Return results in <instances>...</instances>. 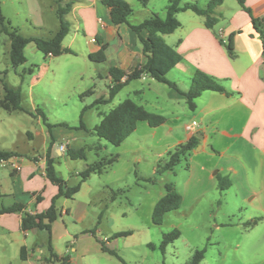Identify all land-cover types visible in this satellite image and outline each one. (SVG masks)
Instances as JSON below:
<instances>
[{"label": "crops", "instance_id": "obj_1", "mask_svg": "<svg viewBox=\"0 0 264 264\" xmlns=\"http://www.w3.org/2000/svg\"><path fill=\"white\" fill-rule=\"evenodd\" d=\"M64 1H73V5L66 16L67 21L70 18V22L68 21L70 23L69 34L72 35L68 37V34L64 38L63 47L72 50L74 52L72 56H76L74 47L80 44L78 36L82 34L86 40L89 39L83 53L90 60V55H95L102 45H106V60L103 63L108 66V69L104 76L99 75L98 79L107 81V95L101 96L107 98L108 87L112 83L108 74L110 68H117L129 73L146 63V57L142 53L137 35L127 26L113 25L110 20V10L101 3V0ZM123 1L132 9L131 17L136 16L130 20L133 24L142 22L152 14L164 13L166 15L169 2V0H147L146 6L143 7L136 0ZM183 1L187 3L195 0ZM7 3H15V8H18L17 11L14 9L15 14L20 13L24 18L31 19L35 29L48 27V18L44 14L47 11L55 13L54 0H0L1 13L11 26H13V22L5 14ZM206 3L207 0H203L201 5ZM244 5L250 14L245 12L236 0H223L221 6L216 9L217 22L213 29H207L204 19L192 11L179 12L176 14V19L180 23V27L172 34L163 37L167 46L181 56V62L174 69L182 78L179 83L182 86L180 87L175 80H170V82L175 83L181 91H186L193 73L200 71L215 79L228 95L204 92L196 100L195 110L190 111L188 108L185 109L184 105H180V102H184L186 105L184 96L164 84L167 88L163 94L164 100L166 99L165 105L159 104L161 96L158 93L155 101L150 105L153 110L147 108L149 102L144 98H140L143 104H138L148 112L164 117L165 121L159 127L151 128L147 125V135L154 138L156 131L152 130L161 129L163 139L175 138V141L171 142L167 149L171 147L174 149L190 138L199 136V138L197 137L199 145L192 151L191 165L186 167L189 174L187 185L196 186L193 193L194 200L207 194V190L199 192L196 189L201 185H207L219 192L218 178L229 180L230 187L228 189L237 186L247 195L252 193L254 196L251 199H254L258 193H264V57L261 40L251 23V17H253L260 21L264 27V0H245ZM230 36L234 47V58L232 59L228 57L219 40L226 42ZM50 67V65L47 67V71L50 70ZM144 77L147 76L144 75L141 79ZM151 89H153V85L150 84L148 90ZM91 92L88 95L94 93ZM135 94L142 95L143 92L136 91ZM99 106L90 109H96ZM102 115L101 112L98 113V123L102 119ZM192 122H196L198 126L192 133L186 132L185 126ZM93 129L90 132H93ZM76 132L79 133L78 136L69 134L71 136L64 139L62 136L55 138L51 131L54 142L50 149V157L54 160L57 176L69 187L76 185L80 178L76 180V184L70 186L69 182L60 175L57 167L61 161H77L69 159L65 150L81 149L76 145L77 138L95 136L93 133H88L84 123L83 129L79 128ZM173 132L178 134H173ZM51 135L48 131L47 146L41 154L24 156L19 153L20 156L13 157L19 159L21 170L16 173L8 171L9 179L6 186L0 180V208L21 204L24 207L23 212L30 215L41 214L49 209L52 199L59 193L58 187L45 176V156L51 143ZM129 142L126 139L121 146L116 147L118 149L115 154L117 161L104 171L110 169L113 172L116 191L112 194V203L119 195L129 190V176L136 178V184L153 177L156 164L163 161L167 152L170 151L164 147L160 152L153 154L152 159L149 160L148 155H145V158L139 155L144 146L150 149L149 140ZM61 148H65V150ZM125 153L133 155L131 164L146 162V165L150 167L151 176L145 177L142 174L133 173L131 165L119 167ZM198 155L202 156L201 162L194 160ZM67 162L65 161V163ZM87 166V164L78 165L77 168L84 170ZM93 175L97 176L98 174L91 176ZM91 176L81 184L79 191L71 199L60 197L56 200L55 207L58 216L50 224V235L41 230L22 231L20 227L22 213L0 215V264H61L52 259L48 251L49 242L52 252L60 258L67 256L69 264H159L155 252H159L158 246L162 236L166 234L163 230L165 223L170 222L172 230H177L174 226V219L171 217L173 212L165 215L160 226H155L152 223L154 207L165 195L164 175L158 178L159 181L152 183L153 186L158 182L163 183L162 186L159 185L157 193L145 189L147 190L145 192L148 207L147 221L145 223L136 222L133 225H123L117 222L116 227L114 226L115 230H112L110 234H105L106 230L101 226L105 212L108 210V203L103 204L101 201L93 199L85 200V197L91 195V192L97 194L90 183ZM182 200L181 196V203ZM99 208L102 211L98 216L100 226L83 227L91 218L92 213H95ZM127 211L129 209L120 211V217L127 218ZM110 218L111 215L107 217L106 221H110ZM43 223L47 224V221ZM220 226L240 228L243 227V223L239 221L236 224L226 223L215 227ZM125 231H132V234L123 237L114 236ZM57 243L63 248H58ZM148 244H152L153 248H148ZM6 247L14 251L13 257L6 256ZM21 249L24 251L22 253L24 260L20 258ZM103 249L115 252L121 260L104 252Z\"/></svg>", "mask_w": 264, "mask_h": 264}, {"label": "rangeland", "instance_id": "obj_2", "mask_svg": "<svg viewBox=\"0 0 264 264\" xmlns=\"http://www.w3.org/2000/svg\"><path fill=\"white\" fill-rule=\"evenodd\" d=\"M198 1L200 5L203 3V0ZM14 4L7 3L5 5V14L10 17L14 28L18 29L22 36L46 38L57 30L55 13L45 11L44 16L48 18V27L35 29L31 19L24 18L20 13L15 14L14 9L17 11L18 8H15ZM158 16L162 19L165 18L164 13ZM135 17H131L130 20ZM71 35L69 34L68 37ZM78 37L80 44L74 47L76 56L64 55L56 58H44L36 50L34 44H30L24 51L26 62L14 70L8 58V38L4 34H0V72L6 71L5 75L0 76V100L4 97L3 83L15 88L20 87L22 106L30 113L18 111L9 113L0 107V151H16L24 156L39 155L43 152L47 146L48 130L36 110L43 113L47 124L55 126L52 129V135L55 138L62 136L65 139L71 136L69 134L78 136L79 133L76 131L79 129L83 107L89 106L96 99L107 95V81L98 79V76H104L108 66L105 63L91 62L84 56L85 45L89 39L86 40L82 34H79ZM49 65L51 67L47 71ZM166 78L169 81L175 80L180 87L182 86L179 84L182 78L176 69L171 70ZM150 84L153 85V89L148 90ZM166 89L164 84H157L149 77L133 80L114 98L112 103L87 110L82 121L87 126L88 133L91 134L90 130L98 124L99 112L105 116L112 108L127 99L136 104H143L140 98L147 100L149 102L147 108L153 110L150 105L155 101L157 93L161 96L159 104L165 105L166 99L164 100L163 94ZM87 91L94 93L81 97ZM136 91H141L143 94H135ZM180 103L187 109L184 102ZM63 123L67 124V127L59 126ZM136 128L137 130L127 138V141L133 143L136 140H149L150 146V149H147L143 145L140 156L145 158V155H148L151 160L152 155L160 152L164 147L166 150L173 149V147L167 149V146L171 142L173 143L175 138L163 139L161 129L152 130L156 131V136L150 138L147 135L148 126L146 123H138ZM173 134L178 133L173 132ZM76 141V145L85 149L86 160H64L57 167L60 175L69 182L70 186L76 184V180L79 179L78 172L83 170L78 169V165H90L101 159H108L115 156L118 151L116 147L92 135L77 138ZM131 158H133L132 154L125 153L119 167L131 165L133 173L136 172L137 175L142 174L145 177L151 176L150 167L146 165V162L131 164ZM191 159H193L192 152L175 168L173 173H165L163 176L164 183H172L183 200L179 209L171 214L175 222V229L180 232V238L167 248L164 256L155 252L158 263L189 264L195 251L205 250L204 259L200 264H264V193H258L254 199H251L254 196L252 193L247 195L237 186L224 192H216L207 185H201L196 189L199 192L207 190V194L194 200L193 193L196 186L187 185L189 174L186 167L191 165ZM194 160L201 162L202 156L198 155ZM65 161H68L69 164ZM8 171V167H0V180L4 186L6 183L8 184ZM112 173L108 169L100 176H91L90 183L97 194L91 192V195L85 197V200L93 199L101 201L103 204L108 203V210L101 222V226L106 230L105 234H110L112 230H115L117 222L123 225H133L136 222L145 223L148 208L147 200H145L147 190L145 189L157 193L159 185H163L158 182L159 184L153 186L152 183L146 181H139L136 184V178L129 176V190L119 195L112 203L111 197L116 191ZM124 178L126 179V176ZM157 181L159 180L157 179ZM126 209H129L128 217L121 218L120 211ZM100 212L102 211L99 208L95 213H92L91 218L83 227L100 226L98 224ZM109 215L111 218L107 222L106 219ZM255 218L262 219L256 226L249 229L215 227L219 224H236L239 221L244 224ZM170 225V222L165 223L163 227L165 233L172 231ZM58 244V248H63ZM13 253V250L6 247L7 257H13Z\"/></svg>", "mask_w": 264, "mask_h": 264}, {"label": "trees", "instance_id": "obj_3", "mask_svg": "<svg viewBox=\"0 0 264 264\" xmlns=\"http://www.w3.org/2000/svg\"><path fill=\"white\" fill-rule=\"evenodd\" d=\"M143 7L146 6L147 0H136ZM238 5L248 14L249 10L245 7V0H236ZM223 0H207V3L200 5L199 1L185 3L183 0H169L165 18H160L157 14H152L142 22L133 24L130 21L132 16V9L123 0H101V3L110 10V20L115 26H127L132 32L137 35L138 41L141 45L143 55L146 57V63L143 66L133 69L129 73L117 68H110L108 74L112 79L111 85L108 87L107 98L100 97L96 99L89 107L82 109L80 115L79 128L83 129L82 114L95 106L109 104L115 96L131 81L141 79L142 76H147L157 83L165 84L173 88L185 98V103L190 111L196 108V100L204 92L222 93L228 95L220 84L210 76L195 71L191 77L190 85L186 91L178 89L177 85L170 82L166 76L181 62V56L172 48L167 46L163 37L175 32L180 23L176 19V14L185 10L192 11L195 15L204 19V25L207 29H213L217 22L216 9L221 6ZM73 1L54 0L55 17L57 20V30L49 37H25L19 34L18 29L11 26L0 10V34H4L9 41L8 58L11 67L15 70L26 62L24 49L29 44H34L37 51H39L44 58L50 55L51 58H56L62 55H74V52L68 48H64L62 42L69 34L70 23L66 16L71 11ZM251 23L255 32L259 35L262 43V55L264 57V27L260 21L251 17ZM220 43L224 46L227 55L230 59L234 58V47L232 37L230 36L226 42ZM106 45H102L100 50L95 55H90L92 62H105ZM6 71L0 72L5 75ZM4 97L0 100V107L7 112H24L26 111L22 106V92L20 87H11L3 83ZM87 91L81 97L91 94ZM38 116L41 117L43 124L47 127L49 134L55 126L46 123V118L42 112L36 110ZM164 117L156 115L145 110L144 107L134 103L132 100H124L121 104L113 108L107 115L103 116L100 122L94 127L93 135L100 140H104L113 147H119L123 142L136 130L138 123H146L151 128L159 127L164 123ZM59 126L67 127L63 123ZM51 143L46 152V167L45 176L55 186L58 187L59 193L52 199L51 206L47 211L41 214L30 215L23 212V205L13 204L11 206H4L0 208V215L11 213H22L21 230L24 232L31 230L46 231L50 235V224H52L58 216L55 204L60 197L71 199L80 189V186L92 174H102L107 168L117 161V156H112L108 159H101L93 164L88 165L82 172L79 173V182L69 187L66 182L59 178L55 172L54 160L50 157V149L53 145L54 139L50 136ZM199 145L197 137L190 138L187 142L177 145L173 150L167 152L163 161L156 164L154 176L147 179V182L155 183L159 177L165 173H173L175 168L189 157L190 153ZM66 155L71 160H86L85 149L78 150L66 149ZM20 156L15 151H0V159L8 160L12 157ZM230 187V182L225 178H218V190L223 192ZM165 195L156 203L153 214L152 223L155 226H160L163 223L164 217L170 212L177 211L181 204V196L176 191L172 183L164 185ZM262 218H255L243 224L246 229L252 228L261 221ZM47 221V224L43 222ZM132 231L119 232L115 237H123L131 235ZM180 237L178 230H172L162 236V240L158 246L159 252L164 255L166 248L174 243ZM148 248L152 249L153 245L148 244ZM104 252L117 257L121 260L115 252L103 249ZM48 251L50 252L54 261L61 264H69L68 257H58L52 252L51 244L48 243ZM23 249H21V260H24ZM205 250L195 251L189 264H200L204 258Z\"/></svg>", "mask_w": 264, "mask_h": 264}, {"label": "built area", "instance_id": "obj_4", "mask_svg": "<svg viewBox=\"0 0 264 264\" xmlns=\"http://www.w3.org/2000/svg\"><path fill=\"white\" fill-rule=\"evenodd\" d=\"M48 57H50V55H48ZM197 126L198 125L196 122H192L189 125L185 126V131L192 133ZM61 149L65 150V148H61ZM0 167H8L11 173H16L21 170V164L19 162V159H15L13 157L8 160L0 159Z\"/></svg>", "mask_w": 264, "mask_h": 264}, {"label": "water", "instance_id": "obj_5", "mask_svg": "<svg viewBox=\"0 0 264 264\" xmlns=\"http://www.w3.org/2000/svg\"><path fill=\"white\" fill-rule=\"evenodd\" d=\"M199 138V136H197Z\"/></svg>", "mask_w": 264, "mask_h": 264}]
</instances>
